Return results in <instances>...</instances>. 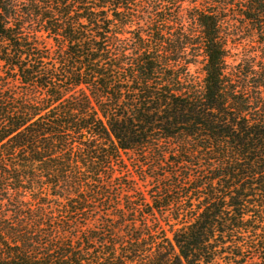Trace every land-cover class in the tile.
<instances>
[{
	"label": "trees",
	"instance_id": "1",
	"mask_svg": "<svg viewBox=\"0 0 264 264\" xmlns=\"http://www.w3.org/2000/svg\"><path fill=\"white\" fill-rule=\"evenodd\" d=\"M0 264H264V0H0Z\"/></svg>",
	"mask_w": 264,
	"mask_h": 264
},
{
	"label": "rangeland",
	"instance_id": "2",
	"mask_svg": "<svg viewBox=\"0 0 264 264\" xmlns=\"http://www.w3.org/2000/svg\"><path fill=\"white\" fill-rule=\"evenodd\" d=\"M241 56V50H232L231 51V59L232 61L229 60V63H234V60H238ZM193 70V69H192ZM198 72V70H196Z\"/></svg>",
	"mask_w": 264,
	"mask_h": 264
}]
</instances>
